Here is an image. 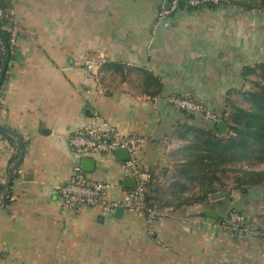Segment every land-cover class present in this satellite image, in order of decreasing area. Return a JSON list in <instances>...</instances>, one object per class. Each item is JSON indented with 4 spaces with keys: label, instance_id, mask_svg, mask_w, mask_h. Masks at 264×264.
<instances>
[{
    "label": "crops",
    "instance_id": "1",
    "mask_svg": "<svg viewBox=\"0 0 264 264\" xmlns=\"http://www.w3.org/2000/svg\"><path fill=\"white\" fill-rule=\"evenodd\" d=\"M10 1L18 38L0 88V124L22 138L23 152L18 137L0 128V264H264V239L220 226L238 210L264 227V183L236 188L242 170L264 166L225 164L212 182L217 190L201 200V178L183 169L196 135L185 127L214 122L168 100L190 96L222 114L244 96L248 9L183 8L169 27H155L161 0ZM96 114L147 139L139 160L164 212L152 233L142 214L125 208L62 206L59 187L83 160L69 137ZM88 156L89 176L114 183L109 198L122 200L131 178L126 159Z\"/></svg>",
    "mask_w": 264,
    "mask_h": 264
},
{
    "label": "built area",
    "instance_id": "2",
    "mask_svg": "<svg viewBox=\"0 0 264 264\" xmlns=\"http://www.w3.org/2000/svg\"><path fill=\"white\" fill-rule=\"evenodd\" d=\"M219 2L220 0H187V5L198 8L209 4H219ZM167 3H170L169 8L165 6ZM179 9V0H161L155 27H169L171 25L170 16ZM12 16L10 8L0 6V18H9L10 45L13 48L17 44L18 25ZM2 49L5 50L4 44ZM87 66L93 69L94 64L88 62ZM168 100L180 110L202 115L212 122L223 119L222 114L206 108L204 104L190 96L173 95ZM146 140L142 135L124 133L117 126L96 114L92 124L70 135V147L81 158L89 157L88 155L93 153H113L119 148L127 149L129 158L125 160V165L131 177L135 178L136 185L125 190L122 200H112L109 198V192L114 183L92 178L81 164H77L73 168L72 175L59 187L62 206L65 208H97L103 213L115 211L118 206H122L130 212L142 214L148 230L152 233L154 225L164 217V212L147 198L150 173L143 169L139 160V150ZM4 183V180H0V196ZM220 226L225 230L240 231L243 234L264 239V227L254 223L245 213L238 210H231L223 218Z\"/></svg>",
    "mask_w": 264,
    "mask_h": 264
},
{
    "label": "trees",
    "instance_id": "3",
    "mask_svg": "<svg viewBox=\"0 0 264 264\" xmlns=\"http://www.w3.org/2000/svg\"><path fill=\"white\" fill-rule=\"evenodd\" d=\"M225 1L220 0L219 3ZM233 3L243 4L239 1ZM216 5L218 4H209L208 6ZM0 6L10 8L12 3L10 0H0ZM260 6L264 7V0H260ZM179 8L193 9L195 7L188 6L187 0H179ZM12 18L15 20L13 16ZM9 23L8 17L0 18V70L7 54H10L11 57L13 54L12 46L10 45ZM3 44L5 50L2 49ZM257 67L259 68L258 71L252 65H248L244 71L246 75L255 73L258 76V79L251 80L253 89L243 92L244 96L251 102V107L242 108L237 106L235 101L230 100L227 109L222 115V118L227 122L228 129L231 130L230 134L222 133L216 125L217 122H214L210 128L206 129L192 126L185 127L187 131H195L196 135L191 144L194 151L192 157H190V165H185L183 169H190L186 172H193L201 178L202 191L204 190L199 197L201 200L217 190L212 186V182L213 179L219 180L218 172L225 173L228 170L224 167L225 164L231 163L235 165L244 161L264 163V63L258 64ZM146 76L147 80H151L152 84H157L154 75L147 74ZM154 92L156 91H152V93ZM228 110L231 111L226 117ZM232 170L236 171L237 169L233 168ZM242 171V176L236 178V188L244 184L264 183V170L261 172ZM152 181L153 177L150 173L147 198L156 205L158 203L157 198H152L149 195ZM206 181H209L207 185H205Z\"/></svg>",
    "mask_w": 264,
    "mask_h": 264
},
{
    "label": "rangeland",
    "instance_id": "4",
    "mask_svg": "<svg viewBox=\"0 0 264 264\" xmlns=\"http://www.w3.org/2000/svg\"><path fill=\"white\" fill-rule=\"evenodd\" d=\"M235 1L243 3L242 5L236 4L241 6L243 10L248 9L251 35L249 45L250 59L252 58V63L250 65H252L258 71L259 68L257 67V65L260 63H264V7L260 6V0H226L225 3L235 4L233 3ZM255 79H258V76L255 73L248 75V90L253 89V83L251 82V80ZM235 103L237 106L242 108L251 107V102L245 96L238 98ZM230 111L231 110H228L226 112V117H228ZM223 114L224 112L222 113V115ZM229 131L231 133V130ZM248 164L249 166H258V168L264 166V163L259 161L249 162Z\"/></svg>",
    "mask_w": 264,
    "mask_h": 264
},
{
    "label": "water",
    "instance_id": "5",
    "mask_svg": "<svg viewBox=\"0 0 264 264\" xmlns=\"http://www.w3.org/2000/svg\"><path fill=\"white\" fill-rule=\"evenodd\" d=\"M167 8L170 7V3H167L165 5ZM9 61H10V55H7L6 59H5V62L1 68V71H0V88L4 82V79H5V75H6V71H7V68H8V65H9ZM218 129L222 132V133H226V134H229L230 131L228 130V125H227V122L225 120H219L217 123H216ZM0 128L2 129H6L8 131H10L11 133H13L14 135H16L21 143V151L20 153L22 154L23 152V142H22V138L13 130H10L8 129L7 127L3 126L0 124ZM116 153L118 155V157L120 159H128L129 158V152L127 151V149L125 148H119L116 150ZM81 166L82 168L85 170V171H92L93 170V167H94V161L93 159H91L90 157H84L83 160H82V163H81ZM125 184L128 186V187H133L136 185V180L135 178L131 177V178H126L125 179ZM225 191H219V192H216V193H213L211 195V197L213 199L215 198H220L221 196H223L225 193ZM123 210V207L122 206H118L116 208V213L117 214H120ZM209 214L211 215H216V216H219L218 214L214 213L213 211H208Z\"/></svg>",
    "mask_w": 264,
    "mask_h": 264
}]
</instances>
